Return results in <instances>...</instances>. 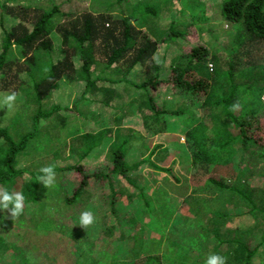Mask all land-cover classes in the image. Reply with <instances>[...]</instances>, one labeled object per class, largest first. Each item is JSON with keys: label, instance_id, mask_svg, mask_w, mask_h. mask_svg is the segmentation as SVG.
I'll use <instances>...</instances> for the list:
<instances>
[{"label": "rangeland", "instance_id": "rangeland-1", "mask_svg": "<svg viewBox=\"0 0 264 264\" xmlns=\"http://www.w3.org/2000/svg\"><path fill=\"white\" fill-rule=\"evenodd\" d=\"M221 1L0 0V34L19 23V12L14 8L22 3L27 9L40 6L47 13L57 5L64 13L78 15L88 12L110 16L112 20L129 17L133 27L153 36L159 34V31H149L155 26L167 30L177 21L183 23L172 26V31L180 30L189 21L197 28L210 30L211 34H201L203 39L215 41L207 45L213 68L210 69L208 63L203 66V79L208 82L210 92L206 109L211 108L219 114L214 125L207 122L201 125L203 104L191 100L196 94L165 85L155 90L150 86L146 90L136 88L155 72L151 61L144 65L138 63L140 66H135L126 76V85L119 84L123 61L113 66L118 70H103L104 63L94 66L95 71H102V77L116 82L104 88L110 94L108 104L100 109L102 98L99 91L92 96L86 95L94 101L86 107L87 100L79 101L84 82L62 77L54 90V97L41 104L44 112L50 111L52 105L58 108L50 116L37 118L35 127L32 126V112L25 111V93L21 87L11 85L2 91L0 82V93H18L11 110L0 104V128H6L15 142L32 132L24 150L15 157L14 168L20 171L16 174L19 185L31 181L29 186L38 184L43 187L37 176L39 169L47 165L63 169L80 164L87 173L99 171L105 175L106 170L109 171L111 145L123 139L119 135L127 139L122 151L125 162L136 165L144 161L147 164L130 173L129 181L133 186L124 179L119 182L111 176L113 174L104 182L101 179L88 180L80 198L71 203L65 202L60 193L71 198L80 176L72 170L57 171L55 184L45 188L41 201L27 205L28 199L25 200L23 217L13 221L7 211H0V264H90L103 263L101 259L104 258L108 259V264L113 263L112 254L118 257L127 244L125 241L115 242L114 253L113 244L108 246L107 235L116 234V231L108 234L101 230L105 225L115 229L114 216L110 213L112 198L114 209L118 211L115 215L121 217L128 213L136 218L138 223L132 227L135 232L141 230V233L140 227H148L150 230H143L146 247L158 252L163 256L161 259H168L169 264H205L209 255L217 254L213 248L221 242L222 246H218L224 251L228 249L231 262L227 261V264H238L233 257L243 264L246 252L240 251V255L234 251L241 250L240 246L231 243L236 241L235 238L247 250L253 251L250 256L252 264H264V194L261 193L264 188V40L251 38L241 22H227L221 14ZM155 13L157 18L153 17ZM147 19L155 26L148 28L147 23L144 24ZM63 20L61 13L53 14L45 21V28L51 30ZM65 25L70 26V23ZM2 38L3 35L0 40ZM57 40L60 41L58 35ZM57 40L52 39V48H39L34 52L36 62L32 68H35L37 78L43 76L49 61L61 58ZM176 41L182 50L186 48L185 43ZM19 48L18 45L11 47V54L5 56L8 62L17 64L24 60ZM170 49L178 53L175 46ZM170 49L167 62L173 56ZM157 51L162 54L164 45ZM80 57L79 54L73 56L79 66L82 65ZM160 73L162 78L168 71L160 69ZM27 80L28 77L24 76L23 81ZM143 92L151 93L154 106L166 108L158 118L153 117L156 110L138 107L136 97ZM237 102L239 109L230 111ZM254 117L257 120L252 124ZM258 120L261 121L255 124ZM238 122L242 128L236 125ZM201 126L207 131L206 134L198 132L201 138L205 134L202 143L215 151L209 153L211 162L192 163V155L202 144L195 145L190 152V140L185 137V132ZM240 130L252 136L258 148L245 155L244 164L237 152L234 155V140L224 145L230 133H239ZM225 162L231 164L223 165ZM204 163L209 168L207 172L201 167ZM241 166L242 173L236 175ZM108 181L110 186L115 185L116 195L110 193ZM117 186L125 188L124 191H117ZM127 194H133L129 205ZM144 207L156 214L159 210L168 220L158 222L155 213L147 218L142 212ZM89 209L94 212L96 223L84 229L79 226V217L82 211ZM124 220L125 216L116 222V230L125 226ZM127 230L132 231L128 226ZM191 234L194 239L186 245Z\"/></svg>", "mask_w": 264, "mask_h": 264}, {"label": "trees", "instance_id": "trees-1", "mask_svg": "<svg viewBox=\"0 0 264 264\" xmlns=\"http://www.w3.org/2000/svg\"><path fill=\"white\" fill-rule=\"evenodd\" d=\"M221 3V14L227 22H241L245 32L248 33L251 38L264 40V0H222ZM6 5L7 4L3 5L4 9H6ZM14 10L19 12V23H16L9 30H2L0 34V36L3 35V38L0 40L1 90L5 91L7 87L11 85L21 87L22 92L25 93V111L28 109L33 114V127H35V121L37 118L39 120L40 117L50 116L53 110L58 108L52 105L50 111L44 112L41 104L54 97V90L57 89L59 85L58 83L62 77L75 78L76 80L84 82V89L81 92L79 101L87 100L89 104L84 103L86 107L94 103V101H92L90 97H86V95L92 96L98 91L104 94V100L100 103L101 106L106 105L108 104L107 97L110 93L109 91H105L104 88L112 86L116 84V82H110L107 80V77H102V71L97 72L93 67L104 63L102 69L105 70L112 65L123 61L128 64V67H125L123 69L124 71H122L123 78L121 82L128 83V80L125 79V75L138 63L144 65L147 61H151V66L155 70V73L159 71L162 66L155 65L152 57L156 55L157 50L161 45H164L162 61H166L168 50L172 46H175L178 49V53H174L171 57L170 65L168 67H162V69H165L164 72L168 71V73L163 75L162 78L161 75L157 74L155 77L143 82L136 88L146 90L150 86L152 90H155L158 86L165 85L175 87V89H179L182 92L189 91L196 94L191 100L203 104L202 106L204 109L200 116L201 125L205 122L212 125L215 124L219 114L218 112L211 110V108L206 109L207 99H209L210 92L208 89V82L203 79L204 64L208 63L213 68V60L212 58H209L207 45H211L215 41L213 39L211 42V40L203 39L201 36V34L205 32L211 34L210 30L206 31L197 28L192 25L191 21L187 22L185 27H181L180 30L177 31H172V26H179L183 22L177 21L176 23H171L167 30H162L161 27H156L149 19H147L144 24L147 23L146 25L148 28L150 26H155L154 29L149 31H159L158 35L153 36L150 35L148 31L146 34H143L142 30L133 27L130 23L129 17L112 20L110 16L95 15L88 12H80L76 15L75 12H61L57 5H54L48 13L44 12L46 9L37 5L27 9L23 3L14 8ZM27 10H29L28 13ZM59 13H61V16H64L62 24L54 25L51 30L46 29L45 21L50 19L53 14ZM153 17L157 18L158 14L155 13ZM65 23H70V26L65 25ZM57 35L60 41L57 40ZM52 39L58 41L57 45H59L61 58L55 61H49L48 67L43 70V76L37 78L34 73L35 68H32L33 65L35 67L34 63L36 62L34 52L39 50V48H52ZM176 40L185 43L186 48L182 50ZM15 45L20 46V53L24 57V60L17 64L8 62L5 58L8 50ZM77 54L81 56L80 60H82V65L79 67L76 66L73 58V56ZM118 69L119 68L116 67L115 70ZM24 76L28 77L27 82L23 81ZM154 82H156V84ZM23 84L28 86L22 87ZM136 100L139 103L138 107L140 109L145 108L151 111L156 110V113L153 114V117L155 118H158L160 114L165 112L162 110H165L166 108H157L153 105L151 93L143 92L136 97ZM256 120L257 118L254 117L251 120L252 124ZM260 121L261 120H258L255 124H258ZM236 125L239 128H242V124L239 122ZM198 127H192L185 132V137H188L190 140V144L188 145L190 152H193L195 145L202 144L201 148L198 151L196 150L194 155L191 153L193 159L192 163L201 161H204L205 163L211 162L212 157L209 153L211 150L214 152L215 149L213 147L208 148L202 143L207 131L202 126L201 128ZM198 132L205 134H203L201 138ZM216 134L218 135L219 133L216 132ZM253 134L256 135L255 133ZM31 135L32 132L26 134L19 142H15L6 128H0V187H2V189L6 188L9 192H22L25 200L28 199L27 205L41 201L46 193V187L44 186L40 187V185L37 184V186L31 187L29 186L31 181L25 182L21 186L16 180V174L20 173V171H17L14 168L15 157L18 153L24 150L25 144ZM86 136L88 137V134H86ZM119 137L123 139L117 140L111 145L113 147L110 164H108L109 171L106 170L105 175H101L99 171L87 173L83 170V167L80 164L63 169L55 168L56 172L72 170L80 176L79 185L72 193L71 198L65 197L62 192L60 193V196L65 202L71 203L77 198H80L89 179H101L100 181L104 182L107 177H110V174H113L111 176L121 177H116L119 182H121V179H124L129 185L133 186L127 177V172L136 165L134 164L129 167L125 162L122 151L127 143V139L124 138V136L119 135ZM228 137L229 139L224 145L234 140L232 145L233 152L234 155L236 152L240 155V162L242 164H244L245 155L247 153H252L258 149L256 147V141L252 136H248L247 132L243 130H240L239 133H230ZM217 158L221 159L220 156H217ZM205 163L201 167L207 172L209 168ZM228 164L230 165L231 163H223V165ZM241 168L242 166L236 171V175L242 173V170L240 171ZM109 183L110 181H108V184ZM114 186L115 185L113 184L109 187L112 195H116ZM219 186L228 188L222 184H219ZM124 189L125 188H116L117 191H124ZM261 193L264 194V188ZM142 197L146 198L144 194ZM126 200L129 205L133 200V194L127 195ZM110 206V213L114 216L115 220V229H111L112 227L107 225L103 226L101 229L104 233L108 234H112L116 231V234L110 236L107 235V240L109 241L108 246L113 244L112 251L115 253V242L118 243V241H125L127 244V248H123L122 253L118 257L112 253H108L113 255L112 259L114 261L111 264H169L168 259H161L160 257L163 256H160L158 252L146 247L143 230H150L148 227H140L139 229H142L141 233L139 232L141 230H137L138 232L133 231L132 227H135L137 225L136 223H138L136 218H133V216L128 213L123 214L121 217L119 214L115 215L118 211L114 209L113 198L110 199ZM145 207L142 209V212L147 218L149 215L152 216V214L155 213L151 209ZM2 212L4 213L5 211ZM156 215H158V218H154L158 222H166L168 220V217H166L165 214L161 215L159 210ZM23 216L24 212L19 217ZM124 216L125 226L116 230V222L120 221ZM127 226L130 227L132 231L127 230ZM193 239L194 236L191 234L187 239L186 245L193 241ZM235 239L236 241H232L231 243L240 246L241 250L235 249L234 251L237 253L240 251L243 253L246 252L243 264H252L250 256L253 251L247 250L242 242H238L239 240L237 238ZM222 244L223 243L221 242L218 245L222 246ZM218 245L213 249L217 251L218 255L225 256L227 257V261H230L228 257V249L224 251V249H221ZM152 252L153 254H150ZM239 254L241 255V252ZM233 258H235V261L240 264L238 258ZM101 260L103 263L98 261V263L92 262L90 264H108V259L104 258ZM60 264L63 263L60 262Z\"/></svg>", "mask_w": 264, "mask_h": 264}, {"label": "clouds", "instance_id": "clouds-1", "mask_svg": "<svg viewBox=\"0 0 264 264\" xmlns=\"http://www.w3.org/2000/svg\"><path fill=\"white\" fill-rule=\"evenodd\" d=\"M153 59L157 63H160L159 58L154 56ZM210 69H212V67ZM0 97H2V99H0V104H2L8 110H11L17 101L18 93L15 91L0 93ZM239 107L240 105L237 102L234 103L229 110L236 111L239 109ZM39 173L40 174L37 176V179L43 184L44 187L47 188L55 184L56 171L53 165H47L40 168ZM24 208L25 197L22 192H9L6 188L0 189V211H7L11 219L14 221L24 212ZM95 223L96 216L92 210H84L80 213L79 226L86 229ZM205 264H227V257L218 254H211L205 260Z\"/></svg>", "mask_w": 264, "mask_h": 264}, {"label": "crops", "instance_id": "crops-1", "mask_svg": "<svg viewBox=\"0 0 264 264\" xmlns=\"http://www.w3.org/2000/svg\"><path fill=\"white\" fill-rule=\"evenodd\" d=\"M11 54V49H9L8 50V54ZM170 53L173 55L174 54V51L172 50V49H170ZM161 55V56H160ZM155 57H157V58H159V61H160V63H157L154 59H153V57H152V60H153V63L155 64V65H160L161 63H163L162 64V67L163 66H165V65H167V66H169L170 65V60H169V62H167V61H162V54H160L158 51H157V53H156V55H155ZM124 63V68L125 67H128V64L127 63H125V62H123ZM117 65H119V63H117V64H114V65H112L111 67H110V69H116V67H113V66H117ZM137 65H139V64H136V65H134L133 67H132V69L131 70H133V68L135 67V66H137ZM76 66L77 67H79V65H77L76 64ZM140 66V65H139ZM162 67L160 68L162 71H164L165 69H162ZM160 69H159V71L158 72H154L152 75H150L149 77H148V79H150V78H152V77H155L157 74L158 75H162L161 73H160ZM130 70V71H131ZM124 71V70H123ZM129 74V72L125 75V79H126V76ZM122 78H123V73H122V70H121V79L120 80H122ZM160 78V77H159ZM147 79V80H148ZM127 80V79H126ZM119 84H122V85H126V83L125 82H121V83H119ZM115 92V91H114ZM100 95V97L102 98V100H101V102L104 100V94H102V93H100L99 94ZM108 101V100H107ZM107 105V104H106ZM103 106V105H102ZM100 107H101V104H100V106L98 107L99 109H100ZM125 116V115H124ZM123 116V117H124ZM137 163V162H136ZM135 163H132L131 165L130 164H127L129 167H131L132 165H134ZM147 166V164H146V162H140V163H137L136 164V166L134 167V168H132L131 170H129V172H127V177L129 178L130 177V173L131 172H136V171H139L141 168H143V167H146ZM117 178H121V177H119V176H116ZM90 180V179H89ZM130 180V179H129ZM121 181H122V179H121ZM126 187V190L129 192V187L126 185L125 186ZM117 189H118V186L116 187ZM128 195V194H127ZM96 235H98V234H96Z\"/></svg>", "mask_w": 264, "mask_h": 264}, {"label": "built area", "instance_id": "built-area-1", "mask_svg": "<svg viewBox=\"0 0 264 264\" xmlns=\"http://www.w3.org/2000/svg\"><path fill=\"white\" fill-rule=\"evenodd\" d=\"M209 67L211 68L212 66H211V65H209Z\"/></svg>", "mask_w": 264, "mask_h": 264}]
</instances>
